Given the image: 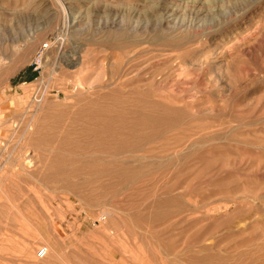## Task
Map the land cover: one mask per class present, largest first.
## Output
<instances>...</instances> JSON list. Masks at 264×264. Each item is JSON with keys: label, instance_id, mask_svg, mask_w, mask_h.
Returning a JSON list of instances; mask_svg holds the SVG:
<instances>
[{"label": "rangeland", "instance_id": "1", "mask_svg": "<svg viewBox=\"0 0 264 264\" xmlns=\"http://www.w3.org/2000/svg\"><path fill=\"white\" fill-rule=\"evenodd\" d=\"M5 142L0 264H264V0H0Z\"/></svg>", "mask_w": 264, "mask_h": 264}, {"label": "bare ground", "instance_id": "2", "mask_svg": "<svg viewBox=\"0 0 264 264\" xmlns=\"http://www.w3.org/2000/svg\"><path fill=\"white\" fill-rule=\"evenodd\" d=\"M46 47V46H45ZM111 86V85H110ZM99 88V87H98ZM101 89V88H100ZM90 90V89H89ZM88 90V91H89ZM104 90H105V88H104ZM106 90H107V87H106ZM113 90V89H112ZM87 91V92H88ZM134 91V90H133ZM95 92V91H94ZM101 92V91H100ZM91 93V92H90ZM96 93V92H95ZM106 93V92H105ZM136 93V92H135ZM82 94V93H81ZM91 95V94H90ZM96 95V94H95ZM101 95V94H100ZM118 95V94H117ZM125 95V94H124ZM89 96V95H88ZM128 96V95H127ZM130 96V95H129ZM141 96V95H140ZM94 97H96V96H94ZM108 97H109V95H108ZM136 97H137V94H136ZM142 97V96H141ZM106 98V97H105ZM111 98V97H110ZM121 98V97H120ZM125 98V96L122 98L123 100H125L124 99ZM128 98V97H127ZM89 98H87V100H88ZM118 99V98H117ZM131 99H133V98H131ZM142 99V98H141ZM106 100V99H105ZM116 100V99H115ZM121 100V99H120ZM119 100V101H120ZM127 100V99H126ZM102 101H103V99H102ZM114 101V100H113ZM118 101V102H119ZM136 101V100H135ZM95 102V101H94ZM107 102H108V100H107ZM157 102V101H156ZM164 102V101H163ZM80 103V102H79ZM85 103V102H84ZM96 103V102H95ZM120 103V102H119ZM128 103V102H127ZM151 103V102H150ZM46 104V103H45ZM101 104V103H100ZM99 104V105H100ZM121 104H123V102L121 103ZM129 104V103H128ZM139 104V103H138ZM157 104H158V102H157ZM49 105V104H48ZM84 105V104H83ZM85 105H87V104H85ZM119 105V104H118ZM124 105H125V103H124ZM144 105V104H143ZM156 105V104H155ZM161 105H162V103H161ZM90 106V105H89ZM151 106H152V103H151ZM47 107V106H46ZM76 107V106H75ZM82 107V106H81ZM92 107V106H91ZM153 107V106H152ZM161 108H163L164 107V104H163V107L162 106H160ZM48 108V107H47ZM80 108V107H79ZM123 108V107H122ZM125 108H126V106H125ZM136 108V107H135ZM149 108V107H148ZM148 108H146V110L148 109ZM151 108V107H150ZM81 109V108H80ZM79 109V110H80ZM93 109V108H92ZM113 109V108H112ZM116 109V108H115ZM118 109V108H117ZM120 109V108H119ZM137 109V108H136ZM141 109H142V107H141ZM145 109V108H144ZM154 109V108H153ZM164 109H162L161 111H163ZM49 111V110H48ZM152 111V110H151ZM157 111V110H156ZM165 111V110H164ZM55 112V111H54ZM78 112V111H77ZM147 112H149V111H147ZM154 112V111H153ZM80 113H82L83 115H81L82 117H84L85 119H86V117H88V119H86V120H94V122L96 123V122H98V121H100V120H98V119H96L95 117H92V115L94 114H92V113H90V112H84V111H80ZM135 113H136V111H135ZM138 113V112H137ZM163 113V112H162ZM151 114V113H150ZM155 114V113H154ZM109 115V114H108ZM152 115V114H151ZM150 115V116H151ZM71 116H73V114L71 115ZM76 116V115H75ZM153 116V115H152ZM114 117H116V116H114ZM71 118V117H70ZM156 118V117H155ZM161 118V117H160ZM73 119V118H72ZM149 119V118H148ZM44 120H46L45 118L43 119V120H40V121H38L36 124L35 123H26V125H24V127H25V132H24V134H23V138L22 139H24V140H26L25 139V136L27 137V142H26V144H25V146L26 145H29L30 143H28L29 142V138H31V137H33V136H35V135H38V134H40V133H42V126L41 127H39L38 126V124L40 123V124H43V122H44ZM67 120V119H66ZM126 120V119H125ZM132 120V119H131ZM63 121V120H62ZM144 121V120H143ZM74 122L75 121H72V120H68V121H63V122H59V127L58 128H54V129H46L47 131H46V133L45 132H43V135H44V137H43V139L40 141L42 144H39V145H44V146H47L48 145V147H52V150L54 151V150H62V149H64V147H65V139H66V137L68 136V129L70 128V126L72 125V124H74ZM58 123V122H57ZM79 123H80V121H79ZM141 123V122H140ZM53 125H54V123H52ZM84 125H86L85 123H84ZM19 126V125H18ZM21 126V125H20ZM32 126H33V129H32ZM91 126V125H90ZM17 127V126H16ZM23 127V126H22ZM23 127V128H24ZM49 127V126H48ZM79 127V126H78ZM153 127H154V125H153ZM18 128V127H17ZM128 129V128H127ZM82 130V133H84L85 132V130H84V128L83 129H81ZM122 130V129H121ZM51 131H53V132H55L56 133V135H62L63 137H61V139L60 140H58V141H56V135H55V139L53 140V138L52 137H50V136H48V133H50ZM89 131V130H88ZM99 131H100V129H95V132L96 133H99ZM94 132V131H93ZM110 132V131H109ZM139 132H141V131H139ZM12 133V132H11ZM92 133V132H91ZM14 136V135H13ZM12 137V136H11ZM21 137V136H20ZM8 139V138H7ZM142 139V138H141ZM18 141H20V138H19V140ZM18 141H16V144L18 143ZM98 141V140H97ZM1 142H4V141H1ZM99 142V141H98ZM8 143V142H7ZM7 143L5 142V144H3L2 146V148L0 149V159H1V157H2V154L4 153V151H5V149H6V146H7ZM21 143V142H20ZM1 144V143H0ZM22 144H24V142L22 143ZM98 144V143H97ZM193 144V143H192ZM38 145V146H39ZM9 146V145H8ZM19 146H21V145H19ZM191 146V145H190ZM17 147V146H16ZM22 147H23V145H22ZM29 149V148H28ZM27 149V150H28ZM51 150V151H52ZM65 150V149H64ZM63 152V151H62ZM8 154V153H7ZM30 154V153H29ZM29 154L26 152V154H25V152H24V158H25V162L26 163H29V164H31V160H30V158H32V157H30L29 158ZM109 154V153H108ZM107 154V155H108ZM5 155V154H4ZM68 155H70V154H68ZM75 155V154H74ZM177 155V154H176ZM175 155V156H176ZM9 156V155H8ZM110 156V155H109ZM117 156H119V155H117ZM59 157V156H58ZM113 157H114V154H113ZM113 157H111V158H113ZM173 157V156H172ZM57 158V157H56ZM2 159H4L3 157H2ZM99 159V158H98ZM152 159V158H151ZM61 159H59V161L58 160H56L55 159V156L53 157V159L51 160V162H53V164L51 165V168H48V169H50V172H48L49 174H48V176H47V178L49 177L50 178V180L51 179H57V177L59 178L60 176H62V174H63V172H65V168H62V165H60V164H62V160L60 161ZM112 160V159H111ZM5 161H6V159H5ZM99 161V160H98ZM96 162V161H95ZM114 162V161H113ZM123 162V161H122ZM147 162V161H146ZM98 162H96V163H93V164H91L92 166H95V164L98 166V164H97ZM125 163V162H124ZM130 163V162H129ZM113 164V163H112ZM128 164V163H127ZM126 164V165H127ZM90 164H82L78 169L80 170V168L82 169L83 168V171H84V168H92V167H90L89 166ZM102 166H105V165H102L101 164V167ZM138 166H139V164H138ZM23 167H24V165H22V166H19V168L17 169L18 170V172L19 171H21V172H23L24 171V169H23ZM99 167H100V165H99ZM27 168V167H26ZM103 168V167H102ZM49 171V170H48ZM47 173V172H46ZM45 176V175H44ZM46 179V178H45ZM49 180V179H48ZM135 180V179H134ZM45 181V180H44ZM66 183V182H65ZM64 184V183H63ZM61 186V185H60ZM63 188H64V186H62ZM66 187V186H65ZM2 228L0 227V246H1V243H3V242H5L6 243V241L8 240V238L6 237V239L5 238H3V236H2ZM8 231V230H7ZM7 231H6V233H7ZM4 232V231H3ZM5 233V234H6ZM4 235V234H3ZM12 238V237H11ZM10 239V238H9ZM10 241H11V239H10ZM9 241V242H10ZM8 242V241H7ZM11 245V244H10ZM4 246V244L0 247V250H2L1 252H3V248L5 247H3ZM11 248V247H10ZM4 250H5V248H4ZM20 250V249H19ZM6 251H8L7 249H6ZM5 252V251H4ZM13 252V251H12ZM47 253H48V250H47ZM2 254V253H1ZM21 254V253H20ZM6 255H8V254H6ZM21 256V255H20ZM10 257V256H9Z\"/></svg>", "mask_w": 264, "mask_h": 264}, {"label": "built area", "instance_id": "3", "mask_svg": "<svg viewBox=\"0 0 264 264\" xmlns=\"http://www.w3.org/2000/svg\"><path fill=\"white\" fill-rule=\"evenodd\" d=\"M47 256V248L40 247L36 250L35 258L37 260H43Z\"/></svg>", "mask_w": 264, "mask_h": 264}]
</instances>
